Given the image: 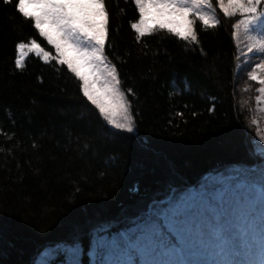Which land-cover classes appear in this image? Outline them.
<instances>
[{
  "label": "trees",
  "instance_id": "1",
  "mask_svg": "<svg viewBox=\"0 0 264 264\" xmlns=\"http://www.w3.org/2000/svg\"><path fill=\"white\" fill-rule=\"evenodd\" d=\"M212 2L218 26L194 20V44L159 29L138 40L134 0H105V57L131 105L127 132L108 125L66 65L30 54L15 67L18 42L54 50L0 0V264L71 244L86 263L95 230L129 231L173 192L264 169L236 82L234 21Z\"/></svg>",
  "mask_w": 264,
  "mask_h": 264
},
{
  "label": "rangeland",
  "instance_id": "2",
  "mask_svg": "<svg viewBox=\"0 0 264 264\" xmlns=\"http://www.w3.org/2000/svg\"><path fill=\"white\" fill-rule=\"evenodd\" d=\"M211 3V10L203 9V12L217 20L212 0ZM231 19L236 24L241 17L236 15ZM258 36V31L246 34L243 25L233 27L238 52L236 82L243 95L241 105L247 109L253 151L264 161V91H261L264 85L250 79L253 74L264 79V68L256 67L264 62V54L248 51ZM53 50L51 57L55 56ZM30 54L37 56L26 50L23 62ZM105 63L111 67L106 60ZM99 74L101 82L104 78L110 79L103 65ZM119 90L122 92L120 86ZM117 119L123 118L118 116ZM132 127L134 131L133 123ZM234 169L218 173L195 189L171 193L146 211L129 231L113 234L108 227L95 230L86 263L78 245L71 244L43 249L33 264H145L146 259L158 264H213L222 259L246 260V253L253 246L257 253L253 259H257L260 225L264 224V188L255 182L264 180V169L255 174L249 172L253 168ZM233 244L236 255L232 254ZM140 248H147L149 254L145 255Z\"/></svg>",
  "mask_w": 264,
  "mask_h": 264
},
{
  "label": "snow or ice",
  "instance_id": "3",
  "mask_svg": "<svg viewBox=\"0 0 264 264\" xmlns=\"http://www.w3.org/2000/svg\"><path fill=\"white\" fill-rule=\"evenodd\" d=\"M139 19L132 23L137 39L151 34L155 30L167 32L181 40L198 44L194 29V19L199 20L206 28H216L219 21L205 15L203 9L212 8L211 0H134ZM225 17L239 15L241 19L234 24L235 28L243 25L245 33L251 35L259 32L255 43L248 51L264 54V0H216ZM4 5H13V10L25 22L36 29L39 36L55 49V56L45 51L35 39L28 43L18 42L15 45L17 58L15 67L22 68L25 51L34 52L42 57L45 63L55 59L81 82L80 91L108 124L114 128L132 132L131 105L119 90L120 80L117 69L105 63V46L109 39V12L105 0H3ZM104 66L107 77L101 82L100 66ZM264 68V62L256 65ZM250 79L264 85V79L253 74ZM264 91V88H261ZM120 116L123 119L118 120ZM226 231V229H225ZM261 244L259 255L251 248L246 260L222 259L213 264H264V224L260 225ZM179 235V231H178ZM232 245L233 255H236ZM148 255L147 248H140ZM152 255L155 251L152 250ZM145 264H158L146 259Z\"/></svg>",
  "mask_w": 264,
  "mask_h": 264
}]
</instances>
